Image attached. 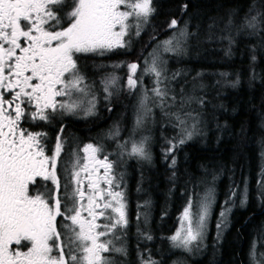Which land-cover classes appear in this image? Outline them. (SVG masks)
<instances>
[{
    "label": "snow or ice",
    "instance_id": "1",
    "mask_svg": "<svg viewBox=\"0 0 264 264\" xmlns=\"http://www.w3.org/2000/svg\"><path fill=\"white\" fill-rule=\"evenodd\" d=\"M155 11L153 0H0V264H116L114 254L127 255L121 239L128 226L127 205L118 190L123 181L118 168L125 158L151 159L145 147L148 137L137 141L135 134L152 107L164 109L169 100L176 101L165 84L169 77L163 53L183 50L189 35L186 26L179 28L172 19L168 28L176 31L156 44L143 68L136 62L125 65L130 74L123 87L129 93L138 86L140 90L127 139L119 141V126L107 133L108 139L117 140L116 159H109L103 144L89 143L70 152L62 165V185L57 163L65 144L60 134L49 155L47 133L29 131L22 123L50 124L81 112L94 115L96 96L78 66L80 54L103 56L129 47ZM261 16L245 17L242 27L255 34ZM227 39L231 44V37ZM145 75L153 77L151 89L143 86ZM119 79L112 74L101 82L105 100L121 90ZM190 103V97L181 98L182 106ZM170 115L181 134L176 143L169 141L166 155L191 140L196 129V122L188 123L195 121L191 113ZM175 163L173 158L172 166ZM235 196L231 192L229 200ZM241 196L243 204L246 191ZM213 199L209 189L197 201L195 212L189 199L180 230L168 238L173 247L187 251L193 244L199 247ZM229 212L225 208L220 213L225 226ZM260 257L264 253L254 257L255 264H264ZM144 264L157 262L148 259Z\"/></svg>",
    "mask_w": 264,
    "mask_h": 264
},
{
    "label": "trees",
    "instance_id": "2",
    "mask_svg": "<svg viewBox=\"0 0 264 264\" xmlns=\"http://www.w3.org/2000/svg\"><path fill=\"white\" fill-rule=\"evenodd\" d=\"M153 7L155 14L131 47L116 53H130L129 60L142 64L143 68L144 59L149 58L156 44L176 31L168 28L172 19L178 21L179 28L186 26L189 35L183 50L165 54L173 60L168 73L184 74L191 85V104L167 108L165 113L195 114L198 126L194 138L178 147L177 152L166 155L167 143L180 127L173 116L163 114L154 131L155 168L148 162L130 160L132 167L126 176L129 191L133 196V189L139 187L142 198L157 200L153 209L156 220L160 205L162 213H169L167 199L161 198L169 195L171 187H177L178 192L186 187L189 195L192 183L196 186L205 181L210 183L216 203L208 248L218 251L211 257L208 254L190 260L191 263L253 264L252 253L256 250L258 254L264 253V192L260 190L264 175V16L260 17L262 23L255 34L253 29L242 25L245 17L264 14V0H153ZM174 156L178 164L171 170L169 161ZM243 190L246 202L231 212L223 239H214L217 215L231 203L229 194L235 192L239 199ZM184 205L181 199V207ZM164 223L166 228L161 235H166L165 239L157 242L156 231L151 244L154 242L153 246L165 252L168 264L183 253L171 252L169 246L171 228L167 227L175 226L173 217H167Z\"/></svg>",
    "mask_w": 264,
    "mask_h": 264
},
{
    "label": "flooded vegetation",
    "instance_id": "3",
    "mask_svg": "<svg viewBox=\"0 0 264 264\" xmlns=\"http://www.w3.org/2000/svg\"><path fill=\"white\" fill-rule=\"evenodd\" d=\"M129 55L130 53L118 54L116 51L103 56L91 53L80 54L77 61L78 66L86 77V82L91 84L90 86L94 87L95 94L99 99L98 108L94 115H84L81 112L77 115H64L59 119L53 120L50 124L28 120H25L22 123V127L27 128L29 131L47 133V140L44 142L47 145L46 152L49 155L52 154V149L58 133L60 134L61 139L65 144L64 151L61 153L57 163V173L58 175H61L62 185L64 183L62 165L67 160V156L70 152L82 149L83 146L89 143L94 145L103 144L105 151L109 153V159L112 160L116 158L117 148L115 145L117 144L114 142L115 145L114 143L111 145V142L108 143L109 139L106 141L103 137H107V133L114 126H119L121 131L118 139L119 141L123 140L131 125V121H134V108H132V101L130 100V97L133 96L134 92L129 93L128 90L123 87L126 82L127 75L130 74L125 65L133 63L132 60H129ZM116 65H119V67H114ZM112 74L120 78L119 84L122 86L121 91L115 93L110 100H105V93L102 90L101 82L105 77ZM61 128L63 129L62 133H60ZM167 145L169 146V143H167ZM178 149L179 148L177 147L174 152H177ZM81 155H83V153H81ZM151 158L152 161L147 164L149 165L151 163V166H153L156 159L153 157ZM128 167L130 172V168L132 166L129 165ZM153 168H155V165ZM169 169L172 168L169 167ZM41 183L44 182L41 181ZM171 193L172 191H170L168 196L161 198L163 200L166 198L167 203H171V208L167 207L166 204V208L169 213H162L163 207L160 205V214L156 220L153 209L157 204V200L153 197L149 198V200H151L148 208L150 218L145 223L147 228L146 233L134 229V221L139 220L138 216L142 215L135 212L134 209L131 210L128 217L130 223L124 230L125 234L121 238L123 243L126 242L128 244L127 255L120 256L119 254H114L116 264H144V261L148 259L156 261L157 264H165V252L161 251V248L153 246L152 244L154 242L151 244L152 239L147 240L145 237L147 235L154 237V234L157 231L159 232L157 235L159 240H157V242L161 241V239H165L166 235H161V231L166 228L164 219L167 217H173V222L176 225L177 215L180 217L182 216L183 208L181 207V198H176L175 192L173 193L174 197L172 198L170 197ZM174 227L169 225L167 228H171L169 230L172 233ZM119 246L120 244L117 243V247Z\"/></svg>",
    "mask_w": 264,
    "mask_h": 264
},
{
    "label": "rangeland",
    "instance_id": "4",
    "mask_svg": "<svg viewBox=\"0 0 264 264\" xmlns=\"http://www.w3.org/2000/svg\"><path fill=\"white\" fill-rule=\"evenodd\" d=\"M134 38H136V37H134ZM134 38L132 39L130 46L127 47V48L131 47L132 42L134 41ZM123 49H125V48H123ZM117 50H120V49H116L115 51H117ZM115 51H113V52H115ZM171 58H172L171 56L163 53V59L166 61V64H165V68H166L165 75L169 77V79L165 81V84L168 85V88H169V91H170V95H174L176 97V101L173 102V101L169 100V105L170 106L169 107H165L164 109H161L159 107H152L151 114L145 117V122H144L143 127L140 128L139 130H137V132L135 134V139L137 141H139L142 137H148V141L146 142L145 147H146V149H148V151L150 152L151 157H153L154 159L156 157V151L155 150L153 151V146H154V143H155L154 131H155V128H156L157 124L159 123V121L161 119L160 117L163 114H165L167 108L175 109L177 107L179 109L181 107H186L187 105L191 104L190 103V104L183 105V106L181 105V98L182 97H184L185 99H187L189 97L191 98L190 90H192V87H191L190 84H188L185 81V75L182 74V73H178L175 76V79H171L172 76H171L170 73H168V70H167L168 67H170L171 62L173 61ZM144 66L145 65L143 63V67ZM136 75L137 76L141 75L139 70L137 71ZM89 85H91V84H89ZM143 86L145 88H147V89H151L154 86L153 77L150 76V75L143 76ZM139 90L140 89H139V86H138V88L134 92L133 96L130 97V100L132 101L131 106H132V108H134V115H133L134 121H135V118H136V111H137V107H138V95H137V92H139ZM92 91L95 93L94 87H92ZM151 95H152V93H151V91H149V96H151ZM95 96H96V94H95ZM96 101H97V103H96L95 113H96V110H97L98 104H99V99L97 98V96H96ZM149 106H151V102H149ZM168 114H171V113H168ZM192 116L195 117V121L189 120L188 123L191 124L193 122H196V129H195V133H196L197 126H198V119L196 118L195 114L192 115ZM173 120L175 122H177L175 120V118ZM134 121H131V125H130L129 129L127 130V134H126L125 138H123V140L127 139L130 130L133 128ZM195 133L192 136L193 138L195 137ZM180 134H181V128H179V130H177V134L172 138L171 141L173 143H176V140L179 138ZM103 138L106 141L108 140L107 137H103ZM123 140H120V142H122ZM110 142H111V145L114 142L117 144L116 140H110L109 139L108 143H110ZM115 143H114V145H115ZM180 146H182V145H179L178 147H180ZM115 147L117 148V145H115ZM128 151H130V145H129ZM173 158L175 159L176 163H175V166H172L171 160L169 161V166L168 167L172 168L171 170H175L176 167H177V164H178L176 156H174ZM130 160L151 162L152 158L150 160H147V161L140 160L138 158H125L123 163L118 168V171L123 174V181L121 182L120 188L118 190H120V191H122L124 193L125 203L127 205V207H126L127 219L129 217V214H130L131 210L134 209L135 212H138V214L142 215V216H138V218H139V220H137L138 222L134 221V224H133L134 229L135 230H140L143 233H146L147 232V228L145 226V223L150 218L148 208H149V205L151 203V200H149V198H150L149 196L148 197H143V198L141 197V192H139L140 190H138L139 187H135L133 189V191H132L133 196L130 193V191H129V183H128V180H127V177H126L127 174L129 173V167L128 166L131 165V164H129ZM149 166H151V163L149 164ZM206 178L207 179H212V176H206ZM168 182H169V180H168ZM209 189H212L214 191V199H213V202H212L211 208H210V214H209L208 221H207V228H206V231H205V234H204V237H203L202 241L199 242V247H197L196 244H193L192 248H191V251H187V250H184V249H178V248L173 247L171 245V242H170L169 246L171 247V252L177 250V251H180L183 254H182V257L179 256L178 258L177 257L172 258L168 262V264H192L190 260H198L199 258H202V257H204V256H206L208 254H210V257L217 254L218 250L216 248H213L212 250H210L208 248V240H209V236H210L209 234H210V230H211L210 221L212 220L214 206H215V203H216L215 190L213 189L212 185L210 183L206 182V181L203 182L202 184H200L199 186H196V184L192 183L190 185V188H189V195H188V191H187L186 187L178 189L179 192L177 191V187H171L170 191H172V193H171L170 197L173 198L174 197L173 193L177 191L178 192L177 196L185 201V205L187 204L189 199H191L193 201V211L195 212L197 210V201L200 198H202ZM260 190H261V192H264V175H263V178L261 180V189ZM242 192H245V190L241 191V193ZM241 199H242V196L239 199H236V197H233L232 200H231V203L228 206H225L218 213L217 219H216V224L214 225V232L212 234V237L214 239L220 240V241L223 239L224 234H225L226 230L229 228V225H230V220L229 219H230L231 212L236 207L243 205V204H241ZM185 205H184V207H185ZM167 207L171 208L172 207L171 203H167ZM184 207H183V209H184ZM225 208H229L230 209V212L228 213V216H227L226 226L222 223V219L223 218L220 216V213L222 211H224ZM129 223L130 222H129V219H128V224ZM182 223H183L182 216L180 217L179 215H177L176 225L174 227L173 232L170 235H168V238L171 237L177 231L180 230ZM218 225H220V227H218ZM123 245L127 249L128 244L125 242V243H123ZM167 255H168V253H167ZM258 255L259 254H258L257 250L252 253L253 264H255L254 257L258 256ZM167 258H169V257H167ZM260 259H264V257H262V258L260 257Z\"/></svg>",
    "mask_w": 264,
    "mask_h": 264
}]
</instances>
